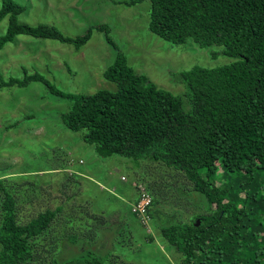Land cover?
<instances>
[{
  "label": "trees",
  "instance_id": "16d2710c",
  "mask_svg": "<svg viewBox=\"0 0 264 264\" xmlns=\"http://www.w3.org/2000/svg\"><path fill=\"white\" fill-rule=\"evenodd\" d=\"M24 9L17 0H1L0 21L9 20L0 49L19 34L56 39L77 49L91 38L93 27L73 38L53 24L21 22ZM148 27L174 44L193 38L202 47L221 45L223 54L233 58L216 67L196 64L178 72L190 103L187 110L184 96L136 71L107 24L96 28L118 49L103 73L116 83L115 91L64 92L38 72L1 79L0 88L42 81L72 101L63 122L74 131L86 129L83 138L99 155L160 162L184 173L207 208L188 222L163 211L154 188L147 186L153 197L151 224L181 254V264H264V0H151ZM2 181L0 264H144L111 262L115 250L97 247L101 230L108 227L106 218L90 226L84 214H68L63 203L20 222L17 199ZM68 245L72 255L64 253ZM54 246L59 251L47 257Z\"/></svg>",
  "mask_w": 264,
  "mask_h": 264
},
{
  "label": "rangeland",
  "instance_id": "374dc122",
  "mask_svg": "<svg viewBox=\"0 0 264 264\" xmlns=\"http://www.w3.org/2000/svg\"><path fill=\"white\" fill-rule=\"evenodd\" d=\"M17 1L25 7L21 22L53 24L73 38L89 27L93 31L78 49L56 39L17 35L0 49V81L38 72L64 92L115 91L116 83L103 73L118 49L107 40L105 31L96 28L100 24L109 26L112 40L138 73L180 96L186 90L177 79L180 70L196 64L216 67L233 60L223 54L221 45L202 47L193 38L174 44L151 32V0L133 5L123 3L128 0ZM8 20L7 16L0 21V35L7 30ZM184 97L187 110L190 103ZM71 105V100L54 94L42 81L0 88V179L17 199L18 220L26 222L38 211L63 203L68 214H84L90 226L106 218L108 227L101 230L97 247L102 252L115 250L111 262L181 264V254L162 240L160 229L151 223L143 225L131 213L137 196L134 182L149 184L158 206L176 212L184 222L206 212L204 196L193 190L184 173L160 162L99 155L84 140L86 129L74 131L64 124L62 114ZM3 194L0 190V226ZM64 228L60 227L69 233ZM64 249L73 254L72 245ZM58 251L54 246L47 257Z\"/></svg>",
  "mask_w": 264,
  "mask_h": 264
},
{
  "label": "built area",
  "instance_id": "2783aa9c",
  "mask_svg": "<svg viewBox=\"0 0 264 264\" xmlns=\"http://www.w3.org/2000/svg\"><path fill=\"white\" fill-rule=\"evenodd\" d=\"M125 179V176L122 177ZM134 185L137 187L138 198L131 204V211L137 216L140 222L145 225L149 226L152 222L150 208L152 205V194L146 187L141 183L134 182Z\"/></svg>",
  "mask_w": 264,
  "mask_h": 264
},
{
  "label": "crops",
  "instance_id": "0c3cea01",
  "mask_svg": "<svg viewBox=\"0 0 264 264\" xmlns=\"http://www.w3.org/2000/svg\"><path fill=\"white\" fill-rule=\"evenodd\" d=\"M136 199H137V196L133 199L132 203H133ZM132 203H131V204H132Z\"/></svg>",
  "mask_w": 264,
  "mask_h": 264
},
{
  "label": "water",
  "instance_id": "95a60500",
  "mask_svg": "<svg viewBox=\"0 0 264 264\" xmlns=\"http://www.w3.org/2000/svg\"><path fill=\"white\" fill-rule=\"evenodd\" d=\"M199 223H200V220L198 219V220H197V224L199 225Z\"/></svg>",
  "mask_w": 264,
  "mask_h": 264
},
{
  "label": "clouds",
  "instance_id": "9594fccd",
  "mask_svg": "<svg viewBox=\"0 0 264 264\" xmlns=\"http://www.w3.org/2000/svg\"><path fill=\"white\" fill-rule=\"evenodd\" d=\"M137 198H138V192H137ZM136 200H137V199H136ZM136 200H135V201H136Z\"/></svg>",
  "mask_w": 264,
  "mask_h": 264
}]
</instances>
